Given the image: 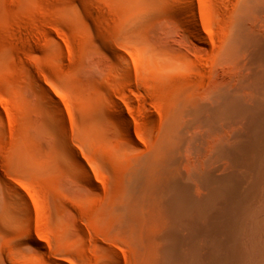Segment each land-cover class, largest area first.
<instances>
[{
  "label": "rangeland",
  "instance_id": "obj_1",
  "mask_svg": "<svg viewBox=\"0 0 264 264\" xmlns=\"http://www.w3.org/2000/svg\"><path fill=\"white\" fill-rule=\"evenodd\" d=\"M214 2L0 0V264H84L86 217L127 147L147 146L157 105L203 84L196 42L221 33Z\"/></svg>",
  "mask_w": 264,
  "mask_h": 264
},
{
  "label": "bare ground",
  "instance_id": "obj_2",
  "mask_svg": "<svg viewBox=\"0 0 264 264\" xmlns=\"http://www.w3.org/2000/svg\"><path fill=\"white\" fill-rule=\"evenodd\" d=\"M215 7L216 19L223 17L212 24L220 28L212 36L219 41L196 42L209 55L196 52L207 59L195 67L203 84L172 93L164 105V97L153 94L163 106L157 105L158 119L147 111L155 123L147 130V146L128 143L135 155L127 147L130 162L114 182L107 181L104 194L101 182L93 183L101 195L93 220L85 215L92 252L82 263L264 264V0H227ZM213 26L211 35L218 30L212 33ZM203 35L196 30L194 36ZM162 63L168 70L177 65L167 54ZM148 97L153 100L152 93Z\"/></svg>",
  "mask_w": 264,
  "mask_h": 264
}]
</instances>
